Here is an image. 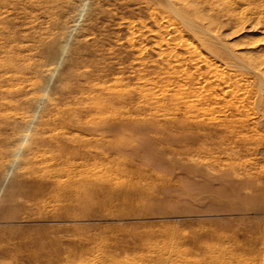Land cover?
Wrapping results in <instances>:
<instances>
[{
	"label": "rangeland",
	"instance_id": "1",
	"mask_svg": "<svg viewBox=\"0 0 264 264\" xmlns=\"http://www.w3.org/2000/svg\"><path fill=\"white\" fill-rule=\"evenodd\" d=\"M217 1L0 0V264H264V0ZM180 34L258 91L232 145Z\"/></svg>",
	"mask_w": 264,
	"mask_h": 264
},
{
	"label": "bare ground",
	"instance_id": "2",
	"mask_svg": "<svg viewBox=\"0 0 264 264\" xmlns=\"http://www.w3.org/2000/svg\"><path fill=\"white\" fill-rule=\"evenodd\" d=\"M225 4H228V5H232V4H234L233 3V0H222ZM202 2V1H201ZM214 2V1H213ZM217 2H220L219 0L217 1ZM235 2V1H234ZM207 3V2H206ZM210 4H212V3H210ZM209 4V5H210ZM219 5V4H218ZM222 6V5H221ZM211 7H213V6H211ZM225 7V6H224ZM232 7V6H231ZM230 7V8H231ZM209 8V7H208ZM160 11V10H159ZM204 11V10H203ZM167 13V12H166ZM166 16V15H165ZM199 17H201V19L203 18V19H205L204 17V14L201 12V14H199ZM186 23V22H185ZM159 24V23H158ZM170 24L175 28V29H177L179 26H177V24L175 23V22H173V21H170ZM183 24V23H182ZM203 24V23H202ZM162 24H159V26H161ZM164 26V25H163ZM131 27V26H130ZM162 27V26H161ZM164 28V27H163ZM172 28V27H171ZM204 28H206L205 26H204ZM131 29V28H130ZM165 29V28H164ZM171 31H172V29H171ZM177 31V30H176ZM186 33H187V31H186ZM160 34V33H159ZM181 35V34H180ZM208 35V34H207ZM166 36V35H165ZM184 36V35H183ZM183 36L181 35V37L179 38V40L177 41V44L178 45H180V46H182V47H184V48H186L190 53H191V59L195 62V64H196V69L199 71V67H198V65L200 64V63H203V64H205L210 70H211V72H212V75H210L209 73L210 72H207V74L205 73H201V72H199V73H197V72H194L193 74H187V73H182V75H183V78L186 80L185 81V84H184V86L185 85H192L193 87H191V89L189 90H187V89H184V92H189L190 91V93H192V96H193V98L195 97V99H196V101L195 102H197V101H200V102H203L202 104H205L206 106H210L211 104H214V107H209L208 109H205L204 107H202V109H203V112H199V109H196L195 111V115L194 116H192V117H196V118H198V116L200 117V116H202V117H200V119H199V121H204L205 119H204V117H206V115L208 114V116L209 115H213L214 113H217V112H222V111H216V107H217V105H218V100H223V102H224V105L226 106V108H230V106H234V107H236V108H239V106H238V104L239 103H241L245 98H252V99H254V101L252 102L253 104H256L257 103V101H260L261 99H260V97L258 98V95L257 94H255V93H257V92H255V93H252V91H250L251 90V88H250V90H249V88H247L249 85H246L245 83H241V82H239L238 81V78L236 79V74L234 73H232V74H230L225 68H226V66H225V68L224 67H222V66H219L220 64H219V62H218V64L219 65H216L215 63H213L212 61H211V57H209L206 53L204 54L202 51H201V46H199V45H195L192 41H191V39L189 38V36L186 38V39H184L185 38V36H184V38H183ZM178 37V36H177ZM172 40V39H171ZM166 41V40H165ZM175 42V41H174ZM195 42V41H194ZM174 46H175V44H174ZM210 46V45H209ZM219 55V54H218ZM224 55V54H223ZM181 56V55H180ZM174 58H175V56H173ZM226 57V56H225ZM179 57H177L176 56V60L178 61L179 59H178ZM190 59V60H191ZM216 59V58H215ZM218 60V59H217ZM176 61V62H177ZM180 62L181 61H179V64H180ZM215 62V61H214ZM183 63V62H182ZM162 64V63H161ZM178 64V65H179ZM190 64V63H189ZM259 64V63H258ZM173 66V65H172ZM180 66V65H179ZM180 68V67H179ZM182 69V68H181ZM230 70V69H229ZM258 70V69H257ZM183 71H184V69H183ZM182 72V71H181ZM256 72V71H255ZM261 72H262V69H261ZM190 73V72H189ZM254 74V73H253ZM171 75V74H170ZM181 75V74H180ZM260 75V74H259ZM182 77V76H181ZM183 79V80H184ZM234 81V83H236L237 85H235L236 87L235 88H232V86L230 85L231 83H230V81ZM239 80H240V78H239ZM232 81V82H233ZM241 81V80H240ZM249 81V80H248ZM178 82H179V80H178ZM246 82V81H245ZM233 83V84H234ZM178 84V83H177ZM183 84V83H182ZM182 84H178L179 86H181ZM255 91V90H254ZM253 91V92H254ZM183 92V91H182ZM182 92H180L181 94H182ZM179 93V94H180ZM179 94H177V95H179ZM180 94V95H181ZM191 96V95H190ZM185 97V96H184ZM183 98V97H182ZM184 99V98H183ZM186 99V98H185ZM190 102V101H189ZM243 103V102H242ZM261 103V102H260ZM252 104V105H253ZM185 105V104H184ZM188 105H190V104H188ZM194 105V104H193ZM249 105V104H248ZM251 105V104H250ZM195 106H196V104H195ZM246 106V105H245ZM257 106V105H256ZM193 107V106H192ZM186 108H188V107H186ZM252 108V107H251ZM179 109V108H178ZM201 109V108H200ZM256 109V108H255ZM225 110V109H224ZM252 110V109H251ZM254 110V109H253ZM208 111V112H207ZM209 111H211V112H209ZM248 111V110H247ZM226 112V111H225ZM246 112V111H245ZM225 114V113H224ZM240 114V113H239ZM246 114H248V113H246ZM250 115V114H249ZM263 115V114H262ZM210 116V120H212L214 123H215V125H217L218 127L220 126V129L219 128H216V130H214V131H209L207 134V139H208V141H210L211 142V144H213V145H216L217 147L218 146H226V145H228V143L230 142V144L231 143H234V140H235V142L237 141L236 140V138H239V137H245L246 135H244L243 133H242V130H240V128H239V126L238 127H236V126H233V127H229V126H231V125H228L226 122H227V120H230L229 119V117H228V119L225 121L223 118H221V121H220V119H217L216 117H214V116H212L211 117ZM226 116V118H227V115H225ZM247 116V115H246ZM245 117V116H244ZM208 118V117H207ZM236 119V118H235ZM234 119V120H235ZM208 120V119H207ZM237 120V119H236ZM236 120H235V122H236ZM239 120V119H238ZM237 120V121H238ZM248 120V119H247ZM232 121V120H231ZM241 121V120H240ZM239 121V122H240ZM243 121H245V120H243ZM243 121H241L240 123L239 122H236V124L238 123L239 125H241V128L243 127V126H247L249 123H244ZM229 122V121H228ZM217 123V124H216ZM231 123V122H230ZM212 126V125H211ZM216 126V127H217ZM249 126V125H248ZM247 128V127H246ZM244 130V129H243ZM246 132V131H245ZM199 133H201L202 134V132H199ZM206 133H204V134H206ZM249 133V132H248ZM247 134V133H246ZM248 137H250V136H248ZM216 138H219V141H216L215 139ZM251 138V137H250ZM197 139H199V138H197ZM204 139V138H203ZM221 139V140H220ZM225 139H227L226 141H225ZM240 139V138H239ZM205 140V139H204ZM244 140V139H243ZM247 140V139H246ZM225 141V142H224ZM256 141V140H255ZM252 142V141H251ZM240 142H238V144H239ZM242 143V142H241ZM243 143H244V141H243ZM247 143V142H246ZM245 143V144H246ZM232 145V144H231ZM242 145H244V144H242ZM248 145V144H247ZM209 147V146H208ZM206 148V147H205ZM215 148V147H214ZM251 148V147H250ZM197 149V148H196ZM247 149H248V147H247ZM202 148H198L196 151H194V154L195 155H200L201 154V152H204L205 150H203ZM235 150H237V149H235ZM237 152V151H236ZM239 152V151H238ZM233 156V155H232ZM220 160V159H219ZM71 164V163H70ZM71 167H72V165H71ZM70 167V168H71ZM75 167V166H74ZM73 168V167H72ZM75 169V168H74ZM97 169V168H96ZM72 170V169H71ZM79 170V169H78ZM83 170V169H82ZM81 170V171H82ZM89 170V169H88ZM92 169H90V171H91ZM121 170H124V168H121ZM80 170H79V172H81ZM93 171V170H92ZM84 172V171H83ZM82 172V173H83ZM87 172V171H86ZM81 173V174H82ZM234 173V172H233ZM71 174H72V172H71ZM89 174V173H88ZM67 177V176H66ZM74 177V176H73ZM88 186H90V185H88ZM100 189V193H102V192H105V194L106 195H108V194H112V195H119L120 194V192H119V190L118 189H115V188H113V187H110V186H108V187H101V188H99ZM81 196V195H80ZM79 196V197H80ZM83 198V197H82ZM79 251H82V252H84L83 250H79Z\"/></svg>",
	"mask_w": 264,
	"mask_h": 264
}]
</instances>
